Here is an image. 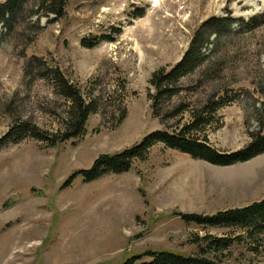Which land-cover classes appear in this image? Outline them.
I'll use <instances>...</instances> for the list:
<instances>
[{"label": "rangeland", "instance_id": "obj_1", "mask_svg": "<svg viewBox=\"0 0 264 264\" xmlns=\"http://www.w3.org/2000/svg\"><path fill=\"white\" fill-rule=\"evenodd\" d=\"M48 19L39 20V31L20 22L15 37L0 26V140L17 119L53 131L65 110L46 81L24 74L34 57L101 95L106 108L88 118L78 140L52 148L30 139L0 143V264H123L157 251L190 257L198 251L192 240L230 237L178 215L211 216L262 200L264 154L220 167L157 145L126 173L69 179L100 155L120 154L188 119L153 118L149 80L177 64L202 24L216 19L233 32L208 65L207 75L218 80L191 76L182 97L197 105L206 89L218 88L237 97L219 111L221 127L208 137L221 153L243 149L264 127V0H66L64 17ZM83 39L99 43L85 48ZM122 101L126 117L117 124ZM221 262L264 264V235L235 242Z\"/></svg>", "mask_w": 264, "mask_h": 264}, {"label": "trees", "instance_id": "obj_2", "mask_svg": "<svg viewBox=\"0 0 264 264\" xmlns=\"http://www.w3.org/2000/svg\"><path fill=\"white\" fill-rule=\"evenodd\" d=\"M65 7L66 0H6L0 4V26L7 36L14 37L18 34L17 29L22 21L28 22L39 31L41 30L39 20L42 18L49 20L50 16L54 18L53 20L61 19L65 15ZM227 33H233L227 20L216 19L214 22H205L193 35L181 60L170 68H159L149 80L150 89L147 98L150 102L152 117L164 123L166 119L187 115L188 119L185 122H179L171 132L164 130L150 133L138 145L120 154L100 155L90 169L76 172L69 182L80 178L84 183H91L108 175L126 173L136 161L147 160L150 151L157 145L184 154L193 160L220 167L245 163L264 154L262 125L258 132L249 135L250 142L235 153H221L209 141V131L221 127L219 111L235 102L237 97H232L220 88L211 89L208 92L206 89L197 105H192L182 97L185 91L184 82L191 76L203 74L204 83L218 80L217 77L207 75L206 72L208 65L214 61L212 58L216 51L214 47ZM28 42L32 41L28 40ZM98 43L97 39L94 41L83 39L82 46L92 48ZM25 65L24 74L27 77L32 74L46 81L56 95L65 102V110L58 119L57 128L53 131L41 130L27 120H15L0 143L2 145L18 144L30 139L46 148H52L81 139L86 134L88 118L105 111L107 101L99 94L94 95L93 90L85 93L80 85L67 78L59 67H50L43 59L34 57ZM36 68L39 70L35 75ZM175 99L177 101L173 103ZM165 102L168 103L167 106L163 105ZM121 106V115L117 119V124H121L126 117L123 101ZM169 108L172 109L171 112H168ZM178 216L187 224L229 230L231 236L205 235L192 240L198 251L190 257L157 251L132 257L123 264H222L221 256L235 242L255 241L264 235V198L249 206L220 211L211 216L181 214ZM146 258H150L151 261L147 263Z\"/></svg>", "mask_w": 264, "mask_h": 264}]
</instances>
